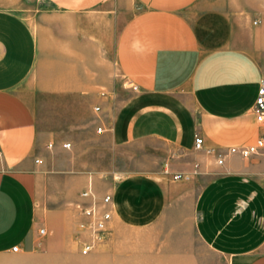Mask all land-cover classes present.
<instances>
[{
    "label": "crops",
    "instance_id": "1",
    "mask_svg": "<svg viewBox=\"0 0 264 264\" xmlns=\"http://www.w3.org/2000/svg\"><path fill=\"white\" fill-rule=\"evenodd\" d=\"M46 1L0 8V264H264V159L207 152L262 130L264 0ZM90 178L112 216L83 255Z\"/></svg>",
    "mask_w": 264,
    "mask_h": 264
},
{
    "label": "built area",
    "instance_id": "2",
    "mask_svg": "<svg viewBox=\"0 0 264 264\" xmlns=\"http://www.w3.org/2000/svg\"><path fill=\"white\" fill-rule=\"evenodd\" d=\"M253 111L255 120L261 126V132L248 143L233 145L225 150L215 148L207 149L209 154L216 157L218 164H222L226 155H238L243 158L258 156L264 159V80L258 84L256 97L254 99ZM100 130V127H98ZM69 147L70 143L63 144ZM203 146V138L197 135L194 139V149L200 150ZM0 150V156H1ZM198 164L193 165V169L189 172H171L168 163L163 164V172L170 174L172 180H189L193 174H196ZM81 201L76 204L77 221L75 225L74 239L78 245L79 252L83 255L96 249L98 245L103 243L109 233V221L111 220V196L104 194L98 196L94 190L93 182L90 178L86 188L80 192ZM44 234V228H39L38 235ZM13 251L18 250V246H12Z\"/></svg>",
    "mask_w": 264,
    "mask_h": 264
},
{
    "label": "rangeland",
    "instance_id": "3",
    "mask_svg": "<svg viewBox=\"0 0 264 264\" xmlns=\"http://www.w3.org/2000/svg\"><path fill=\"white\" fill-rule=\"evenodd\" d=\"M0 8L9 9L25 19L31 20L36 13L51 8V5L46 0H0ZM72 242L74 245L76 244L74 237Z\"/></svg>",
    "mask_w": 264,
    "mask_h": 264
}]
</instances>
